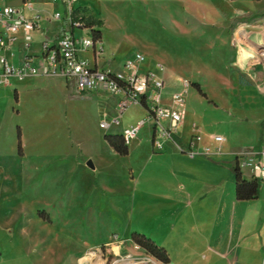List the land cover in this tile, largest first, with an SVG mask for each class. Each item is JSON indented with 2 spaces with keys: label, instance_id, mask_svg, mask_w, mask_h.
<instances>
[{
  "label": "rangeland",
  "instance_id": "obj_1",
  "mask_svg": "<svg viewBox=\"0 0 264 264\" xmlns=\"http://www.w3.org/2000/svg\"><path fill=\"white\" fill-rule=\"evenodd\" d=\"M8 1L20 6L21 0ZM80 2L83 14L102 25L78 29L75 35L93 40L99 32L101 66L123 71L128 58L142 53L143 65L164 80L162 102L172 103V95L189 83L184 92L187 130L200 134L206 149L216 136L226 138V156L264 148L263 124L258 123L264 93L252 91L261 74L258 66L248 67L254 74L239 63L233 42L235 30L251 20L236 12L248 7V0ZM34 10L41 20L30 34V52L39 55L41 43L58 28L52 14L64 11L54 2ZM255 13L264 16V7ZM92 52L86 57L92 59ZM10 82L15 84L0 86V264H78L79 256L99 251L115 234L144 235L167 251L171 264H261L264 182L259 181L256 200H225L224 209L214 200L213 208L172 218L164 183L183 179L173 170L170 152L153 146L152 124L141 126L125 156L104 140L145 120L139 105L121 114L116 97L80 94L61 76ZM102 122L110 127L100 128ZM242 175L251 180L248 168ZM124 246L132 247L129 240ZM221 254L229 256L227 262ZM143 258L155 260L147 254Z\"/></svg>",
  "mask_w": 264,
  "mask_h": 264
},
{
  "label": "built area",
  "instance_id": "obj_2",
  "mask_svg": "<svg viewBox=\"0 0 264 264\" xmlns=\"http://www.w3.org/2000/svg\"><path fill=\"white\" fill-rule=\"evenodd\" d=\"M59 3L63 7L64 15L60 12L52 14V19L59 21L60 31L54 41L44 40L41 43L40 55L28 54L30 51L31 33L38 30L41 16L38 13L27 14L23 9L7 5L6 0H0V83L4 86L11 84V79L23 81L28 78L45 76L64 77L68 85L73 86L80 94L103 92L116 97L117 109L123 114L131 105L136 104L146 111L145 120L136 126L127 128L122 132L126 145L135 140L139 130L146 122L152 124L154 129V146L161 150L162 145L157 138L173 143L178 150L189 157L200 153L195 149L196 143L202 141L199 134H195L188 146L177 143L179 140V127L184 119V92L189 88V83L183 84L182 92L172 95L170 107L162 105V90L164 82L151 71L141 72V67L146 61L142 53H136L126 60L123 71H112L109 68L98 67L83 53L93 49L95 59L103 54V47L97 48L99 40H91L84 36H76L75 31L85 26L73 21L74 0H49ZM23 36V49L27 53L19 66L8 63L5 52L8 51L17 36ZM38 59V61H37ZM251 65L261 68L264 80V42L258 50L249 57ZM264 92V88H263ZM168 121V124H163ZM118 120H114L117 123ZM110 127L107 122L100 123V128ZM157 137V138H155ZM218 145L216 152L220 153L224 143L223 136L213 137ZM209 149H204V154H209ZM238 164L246 167L251 173V179L264 182V148L251 149L242 153ZM97 252L88 253L87 257H96ZM261 264H264V251Z\"/></svg>",
  "mask_w": 264,
  "mask_h": 264
},
{
  "label": "crops",
  "instance_id": "obj_3",
  "mask_svg": "<svg viewBox=\"0 0 264 264\" xmlns=\"http://www.w3.org/2000/svg\"><path fill=\"white\" fill-rule=\"evenodd\" d=\"M234 1L235 0H231V2ZM6 3L9 6L23 9L27 14L38 13L40 15V13L37 10L33 11L34 7H45L47 4H50L51 2L49 0H27V1L21 0L20 6H13L9 3L8 0H6ZM80 3H81L80 0H74L73 2L74 8H78L77 6H79ZM26 6L29 11H27V9L25 8ZM259 6L264 7V0H248V7H246L244 10L236 11L239 13L244 12L247 15L251 16L250 22H245L244 24H241V26L235 30V34H234L235 36L233 38V42L235 44L234 47L237 48V53H238L237 59L239 63H241V61L244 62V66L247 65L246 66L247 70L248 72L251 73L254 72L250 68H248L251 67L249 57L248 58H246V56L244 57L243 53L245 52L249 54H254L258 50L259 46L264 42V16L255 13V11L259 9ZM55 12H59V10H55L54 13ZM60 26L61 24L59 22L58 28L54 33V35L51 38H45V40L54 41L58 36V33L60 31ZM76 32L77 31H75L74 33L76 34ZM20 36L22 38L21 39L17 38V40L13 43L11 48L5 52V57L8 63L15 67L21 64L23 57L27 54L23 49L24 41L22 34H20ZM87 53L88 52L83 53V57L89 59L93 64H97L98 67H105V68H109L112 71H115L110 66H101L97 61L98 59L97 58L95 59L93 52H92V59L86 57ZM28 54H33L35 56H38L37 52L29 51ZM17 56H18V60L16 59ZM257 70L259 71L258 75L261 74L260 75L261 81L260 83L257 84V86L255 85L254 87H252L253 88L252 91H254V93L256 94L257 92L263 94L264 80H263L261 68L258 67ZM147 71H151L155 73L164 82L163 78L160 77L155 71H153L148 66L143 65L141 67V72H147ZM24 81L25 80L17 81V82H24ZM14 84L15 82L13 84H10L9 86H4L0 83V86L7 88ZM93 93H101V92H93ZM262 98L264 99V97ZM162 105L170 107L172 103H169L168 100L165 99L164 102H162ZM141 109L144 111V115H146L145 109L143 107H141ZM187 122H188V113L187 111H185L184 120L182 125L179 127V133H178L179 140L184 146H188L190 144L192 137L196 134L195 131L188 132ZM259 122L263 124V131H264V112H263V116L259 118L258 123ZM164 123L168 124V121H164ZM154 132L155 131L153 129V135H152L153 146H154L153 141L155 135ZM157 139L162 145V148L161 150H159V152H163V151L170 152L173 161V170L175 173L179 174L183 179V181H165L164 183V192L166 195V199L170 204L169 210L170 213H172L171 215L172 218L174 216L175 217L179 216V214L181 215L184 213L186 215L188 212L198 211L201 210L202 208H209V209L213 208L214 200L219 202L221 201L220 205L218 203V207L221 206L223 209L225 208L223 207V204L227 203L225 202V200L230 201V203L233 204L235 200L238 201L235 196L236 180H235V175L233 174L232 171V167L237 157L242 152H244L245 149L230 153L228 156H226L224 155V151H223V144L227 142L226 138L224 143L221 145L220 153L216 152L218 145L214 142V140H212V138H210L214 146L208 148L210 152L209 154H204V149H206V146L208 144L206 142L204 144L203 143L204 139L202 138L201 141L202 143L201 142L196 143L195 145V149L200 154L194 157H189L188 155L180 152L177 147H173L170 142L164 141L161 138H157ZM159 139H161V141ZM249 149H255V148H249ZM242 169L243 168L241 167L240 169L241 173H242ZM220 211L221 210L218 211V214L221 213ZM127 240H129L132 247L126 248L124 246V242ZM109 246L111 247L110 252H108L107 250ZM96 249L101 251V252H97V254L100 253V255H97L96 257L92 258L86 256L89 252L86 253L85 255L82 254L77 258L78 264H108L109 259L111 258L112 260L110 264H163L157 261L155 258L154 259L156 261L152 259H144L143 257L146 255V252L143 249L135 245L130 238L127 237L121 238L117 234L113 236L112 240L106 241L104 244L98 246ZM220 256L222 260H225L226 262L228 261L229 256L227 254H221ZM168 264H171V260Z\"/></svg>",
  "mask_w": 264,
  "mask_h": 264
},
{
  "label": "trees",
  "instance_id": "obj_4",
  "mask_svg": "<svg viewBox=\"0 0 264 264\" xmlns=\"http://www.w3.org/2000/svg\"><path fill=\"white\" fill-rule=\"evenodd\" d=\"M72 16L74 22H79L85 27L92 28L95 26L102 25V21L95 20L90 17H86L83 14V11H81L79 8H74ZM94 39L100 40L99 32H95ZM193 86H195L198 89V91L202 93L200 86L198 84L194 83ZM15 96L17 98L16 94ZM104 140L113 149V151L119 154L120 156H125L128 154V147L124 143L121 134L105 135ZM176 142L178 144L181 143L180 140L178 139L176 140ZM232 171L233 174L235 175V180H236V187H235L236 199L238 201H250V200L258 199L259 190H260L259 182L253 179L246 180L243 178L238 164V159L235 160V163L232 167ZM131 240L135 245L143 249L146 252V254L152 256L157 261L163 264H168L170 262V258L167 251L164 248L157 246L152 240L148 239L144 235L134 234L131 237Z\"/></svg>",
  "mask_w": 264,
  "mask_h": 264
},
{
  "label": "water",
  "instance_id": "obj_5",
  "mask_svg": "<svg viewBox=\"0 0 264 264\" xmlns=\"http://www.w3.org/2000/svg\"><path fill=\"white\" fill-rule=\"evenodd\" d=\"M89 167H91V168H93V165H92V163L91 162H88V164H87Z\"/></svg>",
  "mask_w": 264,
  "mask_h": 264
},
{
  "label": "bare ground",
  "instance_id": "obj_6",
  "mask_svg": "<svg viewBox=\"0 0 264 264\" xmlns=\"http://www.w3.org/2000/svg\"><path fill=\"white\" fill-rule=\"evenodd\" d=\"M250 55H251V54H249V53H246V58L250 57Z\"/></svg>",
  "mask_w": 264,
  "mask_h": 264
}]
</instances>
